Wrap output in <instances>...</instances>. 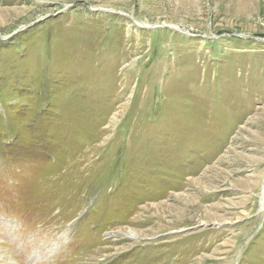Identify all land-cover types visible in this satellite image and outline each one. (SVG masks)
<instances>
[{
    "label": "rangeland",
    "instance_id": "374dc122",
    "mask_svg": "<svg viewBox=\"0 0 264 264\" xmlns=\"http://www.w3.org/2000/svg\"><path fill=\"white\" fill-rule=\"evenodd\" d=\"M5 245L264 264V0H0Z\"/></svg>",
    "mask_w": 264,
    "mask_h": 264
},
{
    "label": "bare ground",
    "instance_id": "6f19581e",
    "mask_svg": "<svg viewBox=\"0 0 264 264\" xmlns=\"http://www.w3.org/2000/svg\"><path fill=\"white\" fill-rule=\"evenodd\" d=\"M2 249H5L4 253ZM2 251V252H1ZM14 254L10 251L8 245L0 246V262L2 260L3 264H17L16 260L13 257Z\"/></svg>",
    "mask_w": 264,
    "mask_h": 264
}]
</instances>
